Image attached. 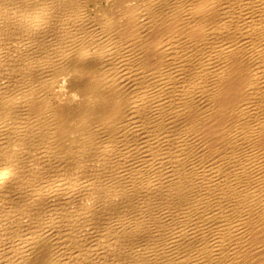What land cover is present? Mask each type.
Returning a JSON list of instances; mask_svg holds the SVG:
<instances>
[{"label":"bare ground","instance_id":"bare-ground-1","mask_svg":"<svg viewBox=\"0 0 264 264\" xmlns=\"http://www.w3.org/2000/svg\"><path fill=\"white\" fill-rule=\"evenodd\" d=\"M90 3L0 0V264H264V0Z\"/></svg>","mask_w":264,"mask_h":264},{"label":"rangeland","instance_id":"rangeland-1","mask_svg":"<svg viewBox=\"0 0 264 264\" xmlns=\"http://www.w3.org/2000/svg\"><path fill=\"white\" fill-rule=\"evenodd\" d=\"M112 0H98V3H99V7H100V10L99 11H97V15L96 14H94V12H96V11H94V7H93V3H90L89 5H90V7L88 8V11H89V15H92L91 16V18L92 17H96L97 19H99V18H101V16L100 15H102V13L103 12H108V13H111L112 15H116V17L118 16H122V12L120 11V10H117V9H114L113 7H112ZM132 2H134V1H132ZM128 3H131V2H128ZM126 5H128L127 3H123L122 4V8L124 9V6H126ZM110 14V15H111ZM95 25H97V23L95 22L94 23ZM98 26V25H97ZM161 63H157L156 64V66H159ZM164 68H166L165 66H164ZM81 76L82 77H84L83 79L85 80H87V76H86V74H81ZM80 100H83V99H77V100H75V101H73V102H77V101H80ZM76 104V103H75ZM113 116H114V118L115 119H119L117 122H122V124H123V126H125V125H127V123H126V121L125 120H127L126 119V117L124 116V114H123V112L121 111L120 113H118V114H116V112L113 114ZM210 116H208V118H209ZM214 116H211V118H210V120H209V122H211L212 121V118H213ZM213 122V121H212ZM117 125V124H116ZM116 125H114V127H116ZM178 125H182V123L180 122ZM78 139H79V137H77V141H78ZM263 161H264V158H263ZM264 170V164H262V168L259 170V172H262ZM264 221V220H263ZM257 252V251H256ZM46 264V263H45ZM242 264H244V263H242Z\"/></svg>","mask_w":264,"mask_h":264}]
</instances>
